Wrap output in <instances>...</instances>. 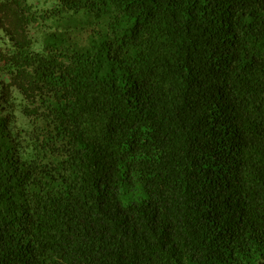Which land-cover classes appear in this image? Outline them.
<instances>
[{
	"label": "trees",
	"instance_id": "1",
	"mask_svg": "<svg viewBox=\"0 0 264 264\" xmlns=\"http://www.w3.org/2000/svg\"><path fill=\"white\" fill-rule=\"evenodd\" d=\"M0 264H264V0H0Z\"/></svg>",
	"mask_w": 264,
	"mask_h": 264
}]
</instances>
